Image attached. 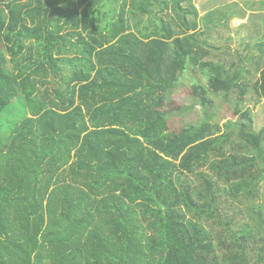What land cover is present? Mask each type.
Here are the masks:
<instances>
[{
  "label": "trees",
  "instance_id": "1",
  "mask_svg": "<svg viewBox=\"0 0 264 264\" xmlns=\"http://www.w3.org/2000/svg\"><path fill=\"white\" fill-rule=\"evenodd\" d=\"M193 3L0 0V264H264L262 210L255 229L221 210L260 198L264 128L241 131L256 157L219 124L171 130L191 64L203 106L245 75L204 62Z\"/></svg>",
  "mask_w": 264,
  "mask_h": 264
},
{
  "label": "rangeland",
  "instance_id": "2",
  "mask_svg": "<svg viewBox=\"0 0 264 264\" xmlns=\"http://www.w3.org/2000/svg\"><path fill=\"white\" fill-rule=\"evenodd\" d=\"M193 4L199 12L200 41L204 43L205 51L209 52L204 62H213L225 69L231 68L233 64L245 67V75L240 86L229 94L210 91L208 96L213 103L203 106L194 88L201 84L209 89V74L191 64L183 75H179L176 86L168 94L166 109L171 113V130L197 126L205 121L219 124L224 132L232 134L231 147L235 149V154L256 157L255 149L241 139V131L249 125H253L258 132L264 128V99L257 90L264 70V0H194ZM156 8V14L162 11L161 7ZM185 8L189 9L190 6L185 5ZM161 17L167 23H176V30L180 29L182 23L177 14L170 11L161 14ZM195 19L190 17L189 22L195 23ZM148 20L146 16L143 20L145 26ZM136 23L133 22V25ZM14 108L16 113L12 117L17 119L21 112L17 107ZM19 109L22 111L20 104ZM203 171L208 172V169ZM251 200L224 199L221 204L224 220H234L235 228L237 225L252 224L255 229L253 212L262 210L264 213V183L261 185L260 198L254 202ZM215 228L222 229L218 223ZM262 233L264 228L256 231L257 236Z\"/></svg>",
  "mask_w": 264,
  "mask_h": 264
}]
</instances>
